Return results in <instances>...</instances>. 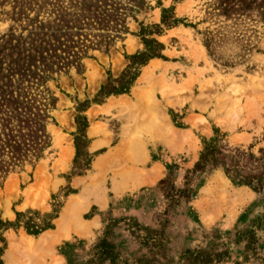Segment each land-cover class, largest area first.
I'll use <instances>...</instances> for the list:
<instances>
[{
  "label": "rangeland",
  "instance_id": "1",
  "mask_svg": "<svg viewBox=\"0 0 264 264\" xmlns=\"http://www.w3.org/2000/svg\"><path fill=\"white\" fill-rule=\"evenodd\" d=\"M34 107L48 146L0 182V222L49 228L0 226V264H264V177L195 169L217 139L264 172V0H0V113Z\"/></svg>",
  "mask_w": 264,
  "mask_h": 264
},
{
  "label": "trees",
  "instance_id": "2",
  "mask_svg": "<svg viewBox=\"0 0 264 264\" xmlns=\"http://www.w3.org/2000/svg\"><path fill=\"white\" fill-rule=\"evenodd\" d=\"M172 12L173 8L167 10V14H171ZM178 22L179 20L175 18L172 20L169 15L163 16L161 19V25L166 27H173L177 25ZM154 31H161V27L156 26ZM147 35L148 34H145L144 36ZM145 44L146 48L143 52L129 57L130 64L120 79L114 82L115 85H106L102 88L100 93L103 96L127 93L137 78L139 66H143L147 60L151 58L158 57L163 50V46L155 39L145 40ZM33 109L37 110V113H30L26 122L19 119L22 115L16 110H12L6 114L0 113V182L14 170H21L24 168L26 163L36 162L48 146L49 140L44 125L48 117L46 114L42 113V109H36L35 107ZM218 142L217 139H213L205 144L200 154L199 162L195 165V169L203 170L207 167L225 168V172L231 177H239L241 179L239 184L252 185V183L255 182L258 188L259 186L261 187L263 184L264 172L260 175L247 174L243 176L239 174L238 156H243L245 154L237 151L233 154H223L221 148L218 147ZM251 157L252 156L248 155V158ZM22 217V214H17L16 223L12 224L8 222L3 224L0 222V226L9 228L23 224V227L28 233L35 235L49 228V222L30 224L22 222L20 220ZM249 239L252 240L253 237Z\"/></svg>",
  "mask_w": 264,
  "mask_h": 264
}]
</instances>
